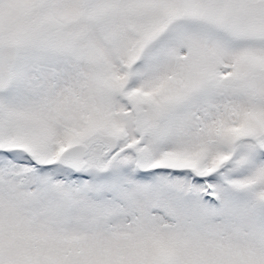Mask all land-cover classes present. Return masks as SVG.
Listing matches in <instances>:
<instances>
[{
	"label": "snow or ice",
	"instance_id": "obj_1",
	"mask_svg": "<svg viewBox=\"0 0 264 264\" xmlns=\"http://www.w3.org/2000/svg\"><path fill=\"white\" fill-rule=\"evenodd\" d=\"M0 264H264V0H0Z\"/></svg>",
	"mask_w": 264,
	"mask_h": 264
}]
</instances>
